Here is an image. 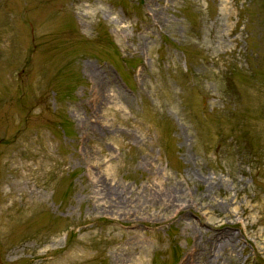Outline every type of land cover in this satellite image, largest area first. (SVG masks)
I'll return each instance as SVG.
<instances>
[{
    "label": "rangeland",
    "instance_id": "374dc122",
    "mask_svg": "<svg viewBox=\"0 0 264 264\" xmlns=\"http://www.w3.org/2000/svg\"><path fill=\"white\" fill-rule=\"evenodd\" d=\"M185 263L264 264V0H0V264Z\"/></svg>",
    "mask_w": 264,
    "mask_h": 264
},
{
    "label": "bare ground",
    "instance_id": "6f19581e",
    "mask_svg": "<svg viewBox=\"0 0 264 264\" xmlns=\"http://www.w3.org/2000/svg\"><path fill=\"white\" fill-rule=\"evenodd\" d=\"M121 198H122V196H121ZM123 199V198H122ZM203 249H204V247H203ZM202 249V250H203ZM223 249H225V246L224 245H222V247H221V249L219 250V252L218 253H220V251L222 250L223 251ZM221 254V253H220ZM185 264H190V263H185Z\"/></svg>",
    "mask_w": 264,
    "mask_h": 264
}]
</instances>
